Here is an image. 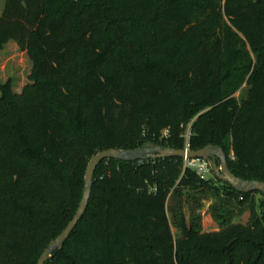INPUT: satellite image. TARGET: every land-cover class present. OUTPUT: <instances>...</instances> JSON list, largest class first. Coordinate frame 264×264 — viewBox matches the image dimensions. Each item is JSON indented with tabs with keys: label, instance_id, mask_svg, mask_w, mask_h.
Wrapping results in <instances>:
<instances>
[{
	"label": "trees",
	"instance_id": "1",
	"mask_svg": "<svg viewBox=\"0 0 264 264\" xmlns=\"http://www.w3.org/2000/svg\"><path fill=\"white\" fill-rule=\"evenodd\" d=\"M10 42L32 68L21 89L0 83V264H37L104 149L213 144L264 181V0H6L0 51ZM221 192L220 229L204 231L198 208ZM229 197L248 223L230 221ZM45 264H264V195L183 157L108 158Z\"/></svg>",
	"mask_w": 264,
	"mask_h": 264
},
{
	"label": "water",
	"instance_id": "2",
	"mask_svg": "<svg viewBox=\"0 0 264 264\" xmlns=\"http://www.w3.org/2000/svg\"><path fill=\"white\" fill-rule=\"evenodd\" d=\"M169 157H187L188 159H204L211 161L212 170L220 180L232 185L237 191L249 193L259 191L264 195V181L246 180L233 174L228 166L227 157L224 149L218 145L208 144L200 149H175L156 143H148L134 149L109 148L98 151L89 160L84 182L83 196L72 220L65 229L52 240L40 256L37 264H45L53 253L60 249L68 239L73 229L82 218L88 207L94 174L97 166L105 159L115 158L125 161H138L148 158H169ZM219 160V164H218Z\"/></svg>",
	"mask_w": 264,
	"mask_h": 264
},
{
	"label": "rangeland",
	"instance_id": "3",
	"mask_svg": "<svg viewBox=\"0 0 264 264\" xmlns=\"http://www.w3.org/2000/svg\"><path fill=\"white\" fill-rule=\"evenodd\" d=\"M6 0H0V15L5 8ZM7 45L4 50L0 51V83L6 82L9 78L12 79L14 87L21 89L26 83L30 82L29 74L32 68L31 62L25 52H22L12 44ZM247 87L243 85L236 96L241 99L246 95ZM190 133V124L187 127L186 136ZM206 177H214L216 173L212 170L211 161L205 160ZM219 181V180H218ZM187 193V192H186ZM224 192L219 195H209L207 199L202 201V206L198 208L201 213L202 229L204 231H216L220 229V225L216 220V212L218 205L222 203L221 197H224ZM194 193L191 196L190 203L192 206L197 205L194 200ZM257 197H259L257 195ZM230 202L227 203L226 213L229 214L230 221L248 223L251 217V207L249 203L239 205L236 201L229 197ZM258 211H260L258 209ZM171 216V215H170ZM172 231L176 237L180 235V231L175 224L172 223Z\"/></svg>",
	"mask_w": 264,
	"mask_h": 264
},
{
	"label": "built area",
	"instance_id": "4",
	"mask_svg": "<svg viewBox=\"0 0 264 264\" xmlns=\"http://www.w3.org/2000/svg\"><path fill=\"white\" fill-rule=\"evenodd\" d=\"M186 138L187 139L189 138V134L186 136ZM185 149L186 150L190 149L188 144H186ZM184 160H185V164L195 169L198 175H200L203 178H207L205 175L206 165H204L205 162L204 159H188L187 157H184Z\"/></svg>",
	"mask_w": 264,
	"mask_h": 264
}]
</instances>
